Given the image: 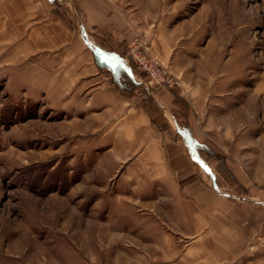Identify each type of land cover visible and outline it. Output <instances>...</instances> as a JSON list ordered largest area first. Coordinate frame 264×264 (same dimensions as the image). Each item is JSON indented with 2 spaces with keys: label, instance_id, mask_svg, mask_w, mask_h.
Here are the masks:
<instances>
[{
  "label": "rangeland",
  "instance_id": "obj_1",
  "mask_svg": "<svg viewBox=\"0 0 264 264\" xmlns=\"http://www.w3.org/2000/svg\"><path fill=\"white\" fill-rule=\"evenodd\" d=\"M122 5L132 35L116 49L144 87L180 97L177 122L156 129L138 92L101 102L83 81H55L51 50L0 48V264H181L186 242L149 207L170 196L150 156L174 133L206 176L219 165L228 194L250 191L225 160L250 155L264 174V0Z\"/></svg>",
  "mask_w": 264,
  "mask_h": 264
},
{
  "label": "crops",
  "instance_id": "obj_2",
  "mask_svg": "<svg viewBox=\"0 0 264 264\" xmlns=\"http://www.w3.org/2000/svg\"><path fill=\"white\" fill-rule=\"evenodd\" d=\"M122 2L0 0V48L15 49L18 56L51 50L55 67L63 73L55 76V81H83L84 90L100 97L101 102H104L102 97L107 99L108 93L129 101L130 97L114 89L109 76L93 57L98 56L117 78L120 79L117 70L122 69L135 82H142L131 73L130 64L121 54L110 51L132 35ZM80 35L86 46L80 41ZM10 54L14 56V52ZM149 92L160 110L147 109L145 102L141 110L156 129L171 128L177 122L171 110L177 107L173 95L161 89ZM180 137L176 133L170 135L165 144L169 151L150 156L155 168L153 183L163 182L170 196L149 207L163 210L158 216L164 220L161 224L168 230L167 234L186 242L180 254L181 264H264L263 164H252L247 154L240 158L243 168L225 160L233 181L250 191L246 198L228 194L219 181L218 164L213 167L216 174L206 176L186 154L175 151L185 140ZM198 155L208 163L201 153Z\"/></svg>",
  "mask_w": 264,
  "mask_h": 264
},
{
  "label": "trees",
  "instance_id": "obj_3",
  "mask_svg": "<svg viewBox=\"0 0 264 264\" xmlns=\"http://www.w3.org/2000/svg\"><path fill=\"white\" fill-rule=\"evenodd\" d=\"M123 43V42H122ZM122 43L118 44V48L122 46ZM114 53L121 54V50H110ZM96 64L99 66V68L103 69L104 72L109 76V79L111 81V84L113 85L114 89H116L121 95L125 97H131L135 92L140 93L142 96L145 97V106L149 110H160V107L157 105V103L153 100V98L150 95L149 90L143 86L142 83H137L135 82L128 74H126L122 69H118V76L120 77L117 78L115 74L111 72L109 67L102 61H100L99 57L96 55H93ZM130 68H131V73L133 75L140 76V74L135 70L133 65L129 62ZM174 102L176 104L179 103L180 97L176 94L173 95ZM174 119L177 121V117L175 116V113H173Z\"/></svg>",
  "mask_w": 264,
  "mask_h": 264
}]
</instances>
